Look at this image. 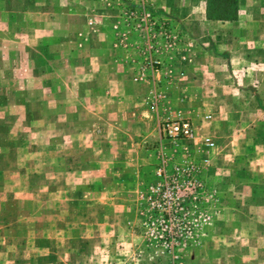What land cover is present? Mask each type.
<instances>
[{"label":"rangeland","instance_id":"obj_1","mask_svg":"<svg viewBox=\"0 0 264 264\" xmlns=\"http://www.w3.org/2000/svg\"><path fill=\"white\" fill-rule=\"evenodd\" d=\"M54 1L0 8V264H171L173 236L179 264H264V0H239L238 21L213 23L206 0ZM143 4L198 57L189 90L161 81L157 109L132 80L125 13ZM179 116L213 149L161 136ZM163 162L187 182L183 200L149 199ZM168 204L171 219L155 215ZM193 218L198 234L158 232Z\"/></svg>","mask_w":264,"mask_h":264},{"label":"built area","instance_id":"obj_2","mask_svg":"<svg viewBox=\"0 0 264 264\" xmlns=\"http://www.w3.org/2000/svg\"><path fill=\"white\" fill-rule=\"evenodd\" d=\"M125 15L127 20H129L130 30L137 37L134 47L136 48L138 59L132 80L135 83H142L151 87L148 98L151 107L157 109L164 103L166 97L163 87L160 85L161 81L163 82V79H171L172 75L176 74V69L178 71V67L191 61L193 39L188 38L180 26L176 25L175 27L172 23H168L145 4L129 9ZM89 23L92 24L93 21L90 20ZM182 73L180 72V75ZM204 118L209 119L211 115L207 114ZM159 133L167 140L191 139L199 136L198 142L207 150H211L215 146V142L211 136L196 134L195 126L189 117L179 116L163 119L159 126ZM203 161L208 163L209 160L208 158H204ZM165 166L163 162L155 171L158 181L150 186L147 192L149 199L164 202L183 200L182 196L179 195V191L181 188L187 187V182L176 184L175 178L166 174ZM174 169L177 171L176 174L178 176L180 168L175 167ZM167 206V208L158 209L155 215L167 216L168 219H171V204ZM177 208L179 211L185 210L183 205L180 207L176 206L175 209ZM198 217L204 218V221L209 218H205L206 213L203 211H199ZM191 222L183 223V226L160 225L158 232L167 235H170V233L174 235L180 231L195 234L202 232L200 219L193 218ZM188 224L191 225L188 226ZM160 237L163 236L161 235ZM163 238V245L168 249L172 257L171 264H179L173 252L179 240L174 236L169 239Z\"/></svg>","mask_w":264,"mask_h":264},{"label":"trees","instance_id":"obj_3","mask_svg":"<svg viewBox=\"0 0 264 264\" xmlns=\"http://www.w3.org/2000/svg\"><path fill=\"white\" fill-rule=\"evenodd\" d=\"M239 0H206L207 20L234 21L238 19Z\"/></svg>","mask_w":264,"mask_h":264},{"label":"crops","instance_id":"obj_4","mask_svg":"<svg viewBox=\"0 0 264 264\" xmlns=\"http://www.w3.org/2000/svg\"><path fill=\"white\" fill-rule=\"evenodd\" d=\"M43 1V0H42ZM56 1V0H55ZM54 1V2H55ZM57 2H58V5L57 6H55V8H61V1L60 0H57ZM145 2L147 3H149V4H156V3H153V0H145ZM154 2H156V1H154ZM2 3H3V5H1V3H0V8H3V10H7V0H2ZM166 3V2H165ZM164 3V6H166V4ZM163 5L162 4V2H160L159 1V3L158 4H156V6H158V5ZM55 5V4H54ZM163 6V7H164ZM63 8V7H62ZM206 19V18H205ZM236 21H238V19L237 20H234L233 22H236ZM187 22V21H186ZM208 22H210V23H213V22H216L215 20H207L206 19V23H208ZM226 22H228V21H226ZM181 23V22H180ZM179 23V24H180ZM185 24V23H184ZM186 28V27H185ZM193 41H194V39H193ZM194 47V46H193ZM195 51H196V48H195ZM194 51V53H195V56H193L192 57V60H191V62L190 63H188V64H184V65H182L180 68H178V71L176 70V74H173L172 75V77H171V79H172V81L173 82H175V84L174 85H170V87H172V88H177V89H179V90H189V88H187V86H185V79H186V77H187V69H188V66H193V65H195V64H197V59H198V57H196V52ZM191 53L193 54V49L191 50ZM183 71V73H182V75H180V72H182ZM163 80H165V79H163ZM170 79L168 78V79H166L165 81L166 82H168ZM171 81V82H172ZM169 87V86H168ZM167 99H169V98H167ZM83 162V164H84V166H85V168H87V169H89L90 168V162L89 163H87L85 160H83V161H81V163ZM89 166V167H88ZM69 172V171H68Z\"/></svg>","mask_w":264,"mask_h":264}]
</instances>
